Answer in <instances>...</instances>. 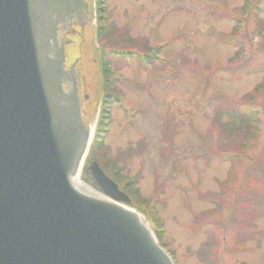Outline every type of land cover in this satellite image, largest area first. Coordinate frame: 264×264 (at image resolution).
<instances>
[{"label": "rangeland", "instance_id": "obj_1", "mask_svg": "<svg viewBox=\"0 0 264 264\" xmlns=\"http://www.w3.org/2000/svg\"><path fill=\"white\" fill-rule=\"evenodd\" d=\"M106 2L104 35L97 36L95 1L87 0L85 38L66 46L68 57L80 58L77 79L87 95L82 101L85 123L94 132L102 93L99 50L104 45L122 53L120 61L105 60L118 78L109 91L120 99L110 105L106 157L122 162V174L135 179L145 200L153 199L163 223L162 248L173 264H264V191L252 181L237 195L247 158L232 168L217 155L234 151L240 140L226 137L214 120L218 108L260 83L264 31H256L251 12L240 27L245 53L233 59L238 48L222 38L231 32L232 15L240 13L244 0ZM260 16L264 19V10ZM71 34L67 38L73 39ZM253 68L259 71L246 73ZM244 155L264 164V124L257 143ZM235 168L236 177L231 173ZM215 197L220 208L212 211L205 198ZM131 209L151 228L143 213ZM202 222L207 227H200ZM246 229L254 232L236 244Z\"/></svg>", "mask_w": 264, "mask_h": 264}, {"label": "water", "instance_id": "obj_2", "mask_svg": "<svg viewBox=\"0 0 264 264\" xmlns=\"http://www.w3.org/2000/svg\"><path fill=\"white\" fill-rule=\"evenodd\" d=\"M87 0H0V264H173L96 161L67 34Z\"/></svg>", "mask_w": 264, "mask_h": 264}, {"label": "trees", "instance_id": "obj_3", "mask_svg": "<svg viewBox=\"0 0 264 264\" xmlns=\"http://www.w3.org/2000/svg\"><path fill=\"white\" fill-rule=\"evenodd\" d=\"M94 1L97 12L96 19L99 23L97 28V36L102 37L108 26L107 21L109 15L106 11L107 2L106 0ZM260 2H263V4L260 5ZM237 10H239L240 13L238 15H232L234 25L231 32L222 38L224 43L227 45L238 48L236 54H234L232 57L233 59H238L245 53V40L243 36L241 37L240 27L242 21H244V19H246L251 14V12L253 13V19L255 20L256 31H264V19L260 16V13L264 10V0H244L243 4ZM99 54L101 57L99 73L102 76V81L100 82L102 86V93L100 94L99 98L101 102V109L98 114L89 152L81 170V179L87 184L94 186L91 176L87 172V166L90 164V162L96 161L102 167V169L118 184L119 188L127 193V195L130 197L131 202L128 206L145 215L158 243L161 246H165V241L163 238V223L156 215L155 206L151 204L153 199L149 198L148 200H145L134 185L135 179L122 174L120 166V163L122 162L117 160H109L106 157L107 154L105 140L108 134L109 121L111 119L110 105L112 102L118 103L120 99L118 96L109 91L110 86L115 84L118 81V78H114V73H112V71L109 69V65L105 60L106 57H109L115 61H120L119 58H121L122 53L116 51V49H110L103 45V47L99 50ZM257 71H259V69L253 68L251 71L246 73L251 74ZM84 119L87 121V117H84ZM214 120L222 128V131L225 133L226 137L232 136L237 140H240L234 151H218L217 155L219 157H223L225 161L229 162L232 165V168H234L236 163H240L241 161H244L245 158H247L246 164L241 169V183L237 188V195L240 194L243 185L249 182L251 184L253 183L252 181H255L254 183L258 184L256 186L257 190L264 191V164H261L256 159V156L248 157L247 155H244L245 149L247 150L248 148L254 146L257 143L259 135L262 133V125L264 124V74L260 83L256 84L252 91L244 94L240 100L228 102L227 104L222 105L221 108H218L215 113ZM133 152L134 150L132 148L128 150L130 155H132ZM236 171V168L232 169L231 171V173H234L235 177L237 175ZM230 178L231 175H228L221 182V188L217 192L219 197L224 195L223 184L229 182ZM205 199V201L212 204V208L210 210L217 211L220 208L217 197L213 198L212 200L211 198ZM196 221L198 222V220ZM200 227H207V222H202ZM252 232H254L252 229H246L245 233L248 235L245 234L241 242H239V240H235V243L243 244L246 239H249L248 236ZM203 252L205 251L203 250ZM210 264L214 263L210 262Z\"/></svg>", "mask_w": 264, "mask_h": 264}, {"label": "flooded vegetation", "instance_id": "obj_4", "mask_svg": "<svg viewBox=\"0 0 264 264\" xmlns=\"http://www.w3.org/2000/svg\"><path fill=\"white\" fill-rule=\"evenodd\" d=\"M88 18H89V13H88ZM89 25V21L87 22V24L83 27V28H79L78 26L76 25H73V33L70 35V36H73V39H70V43L69 45L73 44L74 41L75 42H78V44L81 42V40L83 38H85V34H86V28L87 26ZM84 40V39H83ZM68 46V45H67ZM78 47V45L76 46V48ZM66 48V47H65ZM68 52L66 50V64L67 66H70L74 60H77V57H68ZM77 64H78V61L76 62V65H75V74H76V78H77ZM77 86H78V92H79V97H80V101H81V104H82V110L84 108V104H83V100H87V95L85 94H82V90L80 91L79 89V80L77 79Z\"/></svg>", "mask_w": 264, "mask_h": 264}, {"label": "bare ground", "instance_id": "obj_5", "mask_svg": "<svg viewBox=\"0 0 264 264\" xmlns=\"http://www.w3.org/2000/svg\"><path fill=\"white\" fill-rule=\"evenodd\" d=\"M91 128V127H90ZM91 130H92V128H91ZM72 184H73V186L77 189V190H79V191H81V192H83V193H85V194H88V195H92V196H95V197H103V195L101 194V193H99V192H97L94 188H92L91 186H89L88 184H86L80 177H79V175H76L74 178H73V180H72ZM141 220H142V218H141ZM143 221V220H142Z\"/></svg>", "mask_w": 264, "mask_h": 264}]
</instances>
